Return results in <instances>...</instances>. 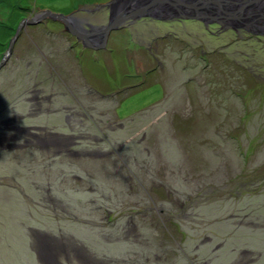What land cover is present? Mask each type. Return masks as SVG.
<instances>
[{"label": "rangeland", "instance_id": "rangeland-1", "mask_svg": "<svg viewBox=\"0 0 264 264\" xmlns=\"http://www.w3.org/2000/svg\"><path fill=\"white\" fill-rule=\"evenodd\" d=\"M110 1L21 4L31 10L24 18L81 9L102 26ZM218 28L146 19L97 51L69 48L75 38L51 20L20 33L0 71V110L10 105L0 120L26 113L39 90L101 122L55 129L88 135L85 157L0 149V264H84L78 252L97 264L259 263L264 37ZM10 33L0 28V44ZM97 128L109 143L92 144ZM128 219L136 231L122 229ZM60 234L74 237L76 251L55 257L42 237Z\"/></svg>", "mask_w": 264, "mask_h": 264}, {"label": "water", "instance_id": "water-1", "mask_svg": "<svg viewBox=\"0 0 264 264\" xmlns=\"http://www.w3.org/2000/svg\"><path fill=\"white\" fill-rule=\"evenodd\" d=\"M108 12L102 26L79 28L74 12L69 15L40 11L33 17L23 18L9 39L6 52L0 59V71L9 61L20 33L29 26H39L46 20L62 24L63 31L90 50H105L107 41L114 31L127 22L196 21L204 27L217 25L222 29L244 30L250 35L264 37V0H111L103 4Z\"/></svg>", "mask_w": 264, "mask_h": 264}, {"label": "flooded vegetation", "instance_id": "flooded-vegetation-1", "mask_svg": "<svg viewBox=\"0 0 264 264\" xmlns=\"http://www.w3.org/2000/svg\"><path fill=\"white\" fill-rule=\"evenodd\" d=\"M101 9L103 10L105 8L101 7ZM82 11L84 10L80 9V10L73 11L74 17H75V23L79 28L83 27L84 29H88V26L91 25V23L89 22L88 18L80 16ZM133 24L135 23L127 22L126 25L121 29H124L125 27H129ZM210 26H208V28ZM214 26L218 27L217 25H214ZM218 29H220V27ZM233 32H235V35H241L242 33L248 34L243 29L235 30ZM250 37L252 39L253 38L260 39V38H257L256 36L250 35ZM70 47L71 48L73 47L75 49L77 48L78 50L86 49L82 46V44H80V42H77L76 39L74 40V42H72L69 48ZM58 95H60L61 98L66 97L65 92L64 93L58 92ZM72 97L74 96L72 95ZM74 100H75V97H74ZM27 102L29 106L26 108V111H27L26 113H23V114L15 113L14 116H12V118L8 120L1 118L0 120V124L2 125L0 127V149L1 150L2 149L3 150L15 149L18 152H22L25 149L29 151L31 150L34 151L35 149L45 154L46 153L49 155L52 154L54 156L62 155L64 157H67V156L68 157H77V156L85 157L87 155L82 152V151H85L87 148L85 145H82V143L83 141L90 139L88 135L87 136H78V135L74 136L72 133L63 134V133L57 132L55 129H57L58 125H64V127H66L67 130L72 132L73 128L71 124L79 123L78 125L80 127H83V123H85V121L87 120L88 122H91L93 126H96L97 121L101 122L99 118L94 119L83 108H82L83 112H81L77 108L68 107L66 105L56 107L55 106L57 103L56 95L53 94V95L48 96L47 93H43L39 90L29 92V97L27 98ZM12 104H13L12 105L13 107L16 106V102L13 101ZM7 107H10V105ZM7 107H2V110H0V115L1 113H4L5 110H7ZM60 114H61V117H56L57 115H60ZM25 118L29 119L32 122L38 119L41 120L43 118L44 122H39L38 120L36 122L34 121L32 124H29V125H26V124L22 125V122ZM97 131L100 132L101 130L97 128ZM100 136L101 138H99L98 141L95 139H92L94 140L92 144L97 145L99 141L101 142L104 141V142L109 143L108 139L105 138V135L102 132H100ZM55 148H58V149L54 151ZM77 148H80V149H77ZM130 218L131 217H129V219ZM129 219L128 221L125 222L126 225H123L122 229L126 231L125 230L126 227L128 228L131 227L129 229L127 228V230H129V232H134L138 229V227L137 225L132 223L131 220ZM117 230L118 229H116V232ZM42 238L45 239L46 245H49L47 248H49V250L51 249L55 253L54 254L55 257L59 256L60 254L62 255L64 254L65 256H67L68 253L76 251V247L74 245L75 240H74V237L71 235L69 238L67 237L66 239L61 234H60L59 239L52 238V237H49V238L42 237ZM37 241L39 243L40 239L38 238ZM43 246H44V241L40 247L44 250ZM79 250H82V248ZM78 253L82 255V257L84 258V264H97L94 262V260L91 259V257L90 258L86 257L84 255L85 252H82V253L78 252Z\"/></svg>", "mask_w": 264, "mask_h": 264}, {"label": "trees", "instance_id": "trees-1", "mask_svg": "<svg viewBox=\"0 0 264 264\" xmlns=\"http://www.w3.org/2000/svg\"><path fill=\"white\" fill-rule=\"evenodd\" d=\"M21 3H22V0H0V14L1 16L3 15L2 17H5L4 22L0 21V28L3 29V31L12 32L13 34V32L15 31L17 27L18 22L22 20L28 14V12L31 11L29 6L25 7ZM9 23L12 24V27L8 25ZM12 34L10 33L11 37H12ZM0 46L2 48L4 47V49H1L0 51H4L7 45L0 44ZM2 55L3 54L0 53V59ZM255 242L257 241L252 240V243L255 244ZM261 259L258 264H264V255H263V258L261 257Z\"/></svg>", "mask_w": 264, "mask_h": 264}, {"label": "crops", "instance_id": "crops-1", "mask_svg": "<svg viewBox=\"0 0 264 264\" xmlns=\"http://www.w3.org/2000/svg\"><path fill=\"white\" fill-rule=\"evenodd\" d=\"M65 98L67 99V96H66ZM247 251H249V252H247ZM247 251H244L243 254H244V255L247 254L248 256H253V255H252L253 251H252V252H251V250H247ZM254 260H255V259H254ZM251 261H253V260L251 259Z\"/></svg>", "mask_w": 264, "mask_h": 264}]
</instances>
